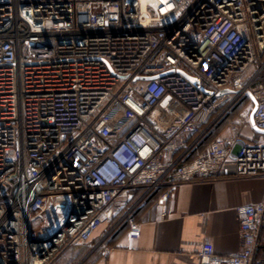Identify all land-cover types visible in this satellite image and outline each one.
Returning a JSON list of instances; mask_svg holds the SVG:
<instances>
[{
    "label": "built area",
    "instance_id": "2783aa9c",
    "mask_svg": "<svg viewBox=\"0 0 264 264\" xmlns=\"http://www.w3.org/2000/svg\"><path fill=\"white\" fill-rule=\"evenodd\" d=\"M245 98L264 132V0H0V264H58L105 223L94 249L137 239L181 184L264 179ZM235 211L243 249L197 264H264V199Z\"/></svg>",
    "mask_w": 264,
    "mask_h": 264
},
{
    "label": "crops",
    "instance_id": "0c3cea01",
    "mask_svg": "<svg viewBox=\"0 0 264 264\" xmlns=\"http://www.w3.org/2000/svg\"><path fill=\"white\" fill-rule=\"evenodd\" d=\"M245 135L258 133L252 125ZM142 192L137 194L139 197ZM264 199V179L243 177L220 181H197L173 189L161 216L156 197L136 212L141 235L132 239L128 227L118 230L103 246L94 245L108 225L96 232L93 244L72 248L58 264H197L198 253L209 241L220 255L243 249L235 209ZM105 247H110L109 253Z\"/></svg>",
    "mask_w": 264,
    "mask_h": 264
},
{
    "label": "water",
    "instance_id": "95a60500",
    "mask_svg": "<svg viewBox=\"0 0 264 264\" xmlns=\"http://www.w3.org/2000/svg\"><path fill=\"white\" fill-rule=\"evenodd\" d=\"M252 101H253L254 104H256L254 99H252ZM254 111H255V109L253 108V110H252L251 113H250V123H251V125L253 126V128H254L257 132L264 134L263 131H260V130H258V129H256V128L254 127V121H253Z\"/></svg>",
    "mask_w": 264,
    "mask_h": 264
},
{
    "label": "rangeland",
    "instance_id": "374dc122",
    "mask_svg": "<svg viewBox=\"0 0 264 264\" xmlns=\"http://www.w3.org/2000/svg\"><path fill=\"white\" fill-rule=\"evenodd\" d=\"M244 105H247V110L249 111V114H250V112H251V110H252V105L250 104V101H249L248 98H245V99H244ZM245 132H246V134H247L246 129H245ZM94 242H95V241L91 242V244H93ZM58 263H59V262H58Z\"/></svg>",
    "mask_w": 264,
    "mask_h": 264
},
{
    "label": "trees",
    "instance_id": "16d2710c",
    "mask_svg": "<svg viewBox=\"0 0 264 264\" xmlns=\"http://www.w3.org/2000/svg\"><path fill=\"white\" fill-rule=\"evenodd\" d=\"M224 128V124L222 123L219 127H218V129L213 133V136H216L222 129ZM127 225L125 224V225H123V227L122 228H124V227H126Z\"/></svg>",
    "mask_w": 264,
    "mask_h": 264
}]
</instances>
